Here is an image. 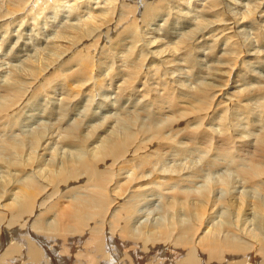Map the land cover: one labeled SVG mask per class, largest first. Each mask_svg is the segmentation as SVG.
Masks as SVG:
<instances>
[{
  "label": "bare ground",
  "instance_id": "1",
  "mask_svg": "<svg viewBox=\"0 0 264 264\" xmlns=\"http://www.w3.org/2000/svg\"><path fill=\"white\" fill-rule=\"evenodd\" d=\"M186 5L0 0V264H264V0Z\"/></svg>",
  "mask_w": 264,
  "mask_h": 264
},
{
  "label": "rangeland",
  "instance_id": "2",
  "mask_svg": "<svg viewBox=\"0 0 264 264\" xmlns=\"http://www.w3.org/2000/svg\"><path fill=\"white\" fill-rule=\"evenodd\" d=\"M187 1V5L186 6H189V9H191V8H196L197 10H199L200 8H202L201 6H203V5H201L200 6V3H204L205 1H208V0H186ZM194 1V2H193ZM198 5H199V7H198ZM190 6H192V7H190ZM199 8V9H198ZM185 10V9H184ZM52 14H49L48 16H51ZM65 15V14H64ZM88 14H85V16H87ZM84 16V17H85ZM49 19L50 20H53V18H51V17H49ZM115 20H117V19H114V21ZM114 21L110 24V26L111 25H113V27L112 28H114L115 26L114 25H116L115 23H114ZM161 22V21H160ZM14 40V39H13ZM140 43V42H139ZM261 46H264V44L263 45H261ZM237 49H238V52H240V56L237 58V60H236V62H235V64H238L240 61H243V60H240V59H247V58H249V57H251V56H245V47H241V46H239V47H237ZM30 52H32V51H30ZM97 55H98V53H97ZM97 55H95V60H96V57H97ZM108 63V62H107ZM111 63V61L108 63V64H110ZM115 63H116V61H115ZM143 63H145V61L143 62ZM107 64V65H108ZM105 65V64H104ZM102 66V65H101ZM102 67H104V66H102ZM96 69V63H94V66H93V68H92V70H91V75L93 76H91V75H88V76H90V77H92V79H90V80H92L93 81V79H94V77H95V75H96V71L97 70H95ZM252 69H253V72H254V76L255 75H259V74H264V67H261L260 65H258V64H256V63H254V64H252ZM102 70H103V68H102ZM101 70V71H102ZM254 76H251V80H250V82L252 83V84H257V79L256 78H254ZM39 77H44V75H40ZM116 80H118V79H115L114 81H113V83L114 84H112V86H111V88L114 90H116V87H117V84L118 83H120L122 80H119V81H117L116 82ZM90 82V81H89ZM150 83V82H149ZM69 86H70V88L72 87V89H73V91H80L81 90V86H80V83L79 82H77V81H73V80H71L70 82H69ZM100 84H103V82H101L100 81ZM195 84V82H193L192 83V85H194ZM140 85V84H139ZM153 85V84H152ZM140 87V86H139ZM141 88V87H140ZM96 94V93H95ZM52 95V97H54L53 95L54 94H51ZM57 96V95H56ZM188 96L187 95H182L181 97H179V98H177L176 99V104H177V106H176V111L175 112H172V109L169 111L170 113H168V116H170V115H173V116H176V117H178L177 116V114H179V113H181V112H185V111H187V109L188 108H193V109H195V110H197L200 106H203L204 108L206 107V102L204 103V102H199V101H194V102H191V103H189V101H190V99L189 98H187ZM40 98H42L41 100H39V102L40 103H43V104H45V105H48L49 103H47L48 101H46V100H44L43 101V99L44 98H46V96L45 95H42ZM54 99H55V97H54ZM51 100H52V98H51ZM46 101V102H45ZM47 103V104H46ZM79 109H81V108H79ZM185 110V111H184ZM174 111V110H173ZM29 112V111H28ZM27 112V113H28ZM159 114H157L156 116H158ZM165 116H167L166 114H163V116L161 115H159V117H164L165 118ZM253 119V118H252ZM251 119V120H252ZM161 121H163V120H161ZM203 159V158H202ZM202 159H200V160H202ZM234 159H236L238 162H241V160L238 158V157H234ZM235 162V161H234ZM232 169V168H231ZM229 171H232V170H229ZM232 172H234V173H236L235 171H232ZM212 175L214 176L215 174H209V176L210 177H212ZM263 177V176H262ZM200 183H198L197 185H199ZM152 184H150L149 186H151ZM262 187H258V189H257V187H256V190L254 189V192H258V193H256L258 196L260 195V196H264V190H262L261 189ZM258 190V191H257ZM262 191H263V193H262ZM166 192V191H165ZM170 192V191H169ZM55 194H57V193H55ZM56 196V195H55ZM162 196H165V195H162ZM170 196V195H169ZM259 196V197H260ZM53 197V196H52ZM50 200H52V199H50ZM36 215L38 214V212L37 213H35ZM33 215V217H32V220H34V217H35V215L34 214H32ZM7 246V247H6ZM6 246L4 245V247H3V249L1 250V253H3V252H5V250L7 251V249L9 250V248H11V246H10V244H6ZM81 250H82V247H78V249H76V250H73L74 252H81ZM252 252H253V249H252ZM256 252V251H255ZM20 253H22V252H19V254ZM23 254V253H22ZM225 255H227L228 257H230L228 260H230V259H232V258H234V254H231V253H226ZM12 257H14V255L12 254L11 255ZM236 256H238L237 258H242V254H237ZM15 257H16V255H15ZM12 264H16V262L15 263H13L12 262Z\"/></svg>",
  "mask_w": 264,
  "mask_h": 264
}]
</instances>
